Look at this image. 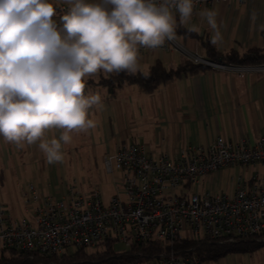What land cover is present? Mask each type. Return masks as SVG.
Returning a JSON list of instances; mask_svg holds the SVG:
<instances>
[{"label":"built area","instance_id":"1","mask_svg":"<svg viewBox=\"0 0 264 264\" xmlns=\"http://www.w3.org/2000/svg\"><path fill=\"white\" fill-rule=\"evenodd\" d=\"M223 1L226 0H198L195 8ZM67 9L62 6L59 17ZM161 47L185 52L174 38ZM149 51L152 49L140 50ZM190 60L212 69L227 68L197 56ZM245 66L264 71L262 64L242 67ZM244 166L264 167V132L254 144L220 136L205 146H189L176 156L161 153L153 157L142 145H121L103 158L105 173L120 175L113 186L115 194L106 203L96 190L81 191L75 181L59 198L28 185L21 193L22 218L11 216L0 202V252H23L29 260L60 258L79 249H97L105 243L119 259L133 244L158 243L164 247L162 252L145 257L137 253L125 262L105 258L102 264H207L194 255L193 247H177L185 242L264 241V174L254 173L247 180L237 178L230 195L211 191L212 174ZM198 185L203 190L193 193L191 187ZM116 243L123 249L113 250ZM85 264L99 261L92 259Z\"/></svg>","mask_w":264,"mask_h":264},{"label":"crops","instance_id":"2","mask_svg":"<svg viewBox=\"0 0 264 264\" xmlns=\"http://www.w3.org/2000/svg\"><path fill=\"white\" fill-rule=\"evenodd\" d=\"M49 2L54 7H69L64 0ZM205 7L215 8L222 22L223 42L219 47L210 43L211 30L196 16L188 24L177 27L182 33H176L174 38L184 53L167 47L140 52L139 71L146 72L157 62L167 70H175L192 56L206 60L201 41H207L221 53L234 51L242 55L251 48H263L264 0H226L200 6L197 11ZM192 26L197 30L191 31ZM226 66L223 70L208 68L182 75L151 94L140 92L134 85H124L113 98L108 97L105 88L88 89L85 95L99 94L102 99L89 112L88 118L95 126L81 131L80 144L73 138L78 131L69 133L71 141L62 143L63 160L55 164H49L36 145L22 142L17 147L0 137V202L18 219L23 217L17 209L23 205L21 193L28 185H35L44 195L59 198L67 186L66 155L76 152L77 145L87 153L88 161L96 163L100 159L102 163L104 156L128 143L142 145L153 157L161 153L176 156L189 146H205L220 136L254 144L264 132V71L259 72L256 66ZM102 77L108 75L102 73L86 79L98 82ZM61 131L46 130L42 139L58 138ZM252 170V174H264L262 166H254ZM195 188L191 191L199 193V185ZM233 191L234 184L230 194ZM250 254L227 255L207 264H238L242 255Z\"/></svg>","mask_w":264,"mask_h":264},{"label":"clouds","instance_id":"3","mask_svg":"<svg viewBox=\"0 0 264 264\" xmlns=\"http://www.w3.org/2000/svg\"><path fill=\"white\" fill-rule=\"evenodd\" d=\"M197 2L64 0L69 7L58 26L49 0H0V137L36 145L49 164L61 162L62 143L93 128L89 112L102 103L99 94L85 95L86 78L137 74L141 49H158L196 16L211 30L210 43L222 44L218 12L197 11ZM49 129L63 131L44 141Z\"/></svg>","mask_w":264,"mask_h":264},{"label":"trees","instance_id":"4","mask_svg":"<svg viewBox=\"0 0 264 264\" xmlns=\"http://www.w3.org/2000/svg\"><path fill=\"white\" fill-rule=\"evenodd\" d=\"M182 33L181 29H176V33ZM202 48L206 54L207 62L223 64V65H260L264 62V46L263 48H251L242 55L237 52L230 51L227 53H221L212 48L207 41H201ZM210 68L207 65L201 63H193L191 60H186L182 65L175 70H167L161 63L157 62L150 66L146 72H138L135 75H129L125 72L119 74H110L107 78H100L98 82L87 81L88 89L95 87H102L106 89V93L109 98L116 96L117 91L124 85H134L140 92L144 94H151L156 91L161 85L166 84L182 75H192L199 71H203ZM105 245V243L103 244ZM109 245V244H108ZM107 246V245H106ZM105 246V247H106ZM104 247V248H105ZM194 248V255L202 261H217L227 255L232 254H250L258 249L264 248V241L258 240H244L235 241L233 243L223 244H196L195 242H185L182 246H178L177 250L184 248ZM79 249L73 251L69 255H64L60 258H40L36 257L35 260H29L28 254L23 252H16L13 250L0 252V264H37L40 261L45 263L53 260L58 261L60 264H85V262H79L76 258L80 255ZM164 247L158 243H141L133 244L129 251L122 255L119 259H116L114 252L111 250V246L100 252L89 256L88 259H97L99 264L104 263L105 258H109L111 262H125L133 259L137 253L142 257L152 255L154 253L162 252Z\"/></svg>","mask_w":264,"mask_h":264},{"label":"rangeland","instance_id":"5","mask_svg":"<svg viewBox=\"0 0 264 264\" xmlns=\"http://www.w3.org/2000/svg\"><path fill=\"white\" fill-rule=\"evenodd\" d=\"M62 5L55 6L57 9V14L55 16V22L59 17V9H61ZM65 7V6H63ZM68 8V7H66ZM54 20V17H53ZM175 39V38H174ZM81 131L75 132L74 141L78 142L83 140L81 137ZM79 145L76 146L77 151L71 152L66 155L65 161V171H66V179L67 186L72 185V182L75 181L77 186L81 191H93L96 190L101 199L106 203L110 197L115 194L114 183L120 179V175L117 173L114 174H106L103 168V162L101 163L100 159L95 163L93 160H87V153L83 148H78ZM252 166H244V167H230L220 170L218 173L212 174L209 177L211 181V191L218 194H230L232 192V187L237 178L243 177L247 180L252 174ZM215 180V182H214ZM213 182V183H212ZM208 184V186L210 185ZM197 186H193L195 188ZM197 188H195L196 190ZM202 190L201 188H199ZM54 191V189H53ZM58 196V194H56ZM120 197L123 198V194L120 193ZM17 209L20 210L22 216L24 217L23 205L18 206ZM98 247L97 249H85L81 250L80 255L76 258L79 262L88 261V257L99 254L100 251H104V247ZM110 245L105 247V250L109 248ZM113 250L118 251L122 250L123 246L120 243H116L112 246ZM72 252H69L71 254ZM68 254V255H69ZM247 258L248 259L247 261ZM242 261L238 264H264V248L258 249L250 255H242ZM213 264V263H209Z\"/></svg>","mask_w":264,"mask_h":264},{"label":"water","instance_id":"6","mask_svg":"<svg viewBox=\"0 0 264 264\" xmlns=\"http://www.w3.org/2000/svg\"><path fill=\"white\" fill-rule=\"evenodd\" d=\"M205 61V60H204Z\"/></svg>","mask_w":264,"mask_h":264}]
</instances>
